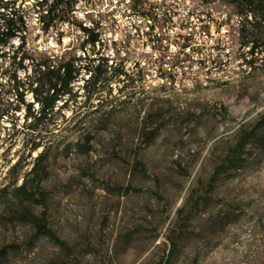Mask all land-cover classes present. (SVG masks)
I'll return each instance as SVG.
<instances>
[{"label":"rangeland","instance_id":"1","mask_svg":"<svg viewBox=\"0 0 264 264\" xmlns=\"http://www.w3.org/2000/svg\"><path fill=\"white\" fill-rule=\"evenodd\" d=\"M30 20L36 52L74 48L89 67L76 114L59 127L16 134L24 107L0 121V264H264V70L242 61L235 10L223 0H75L50 33ZM156 35L168 39L165 57ZM184 43L191 60L174 67ZM1 98L10 112L16 97ZM31 136L43 146L11 171ZM44 150L46 172L33 171Z\"/></svg>","mask_w":264,"mask_h":264},{"label":"trees","instance_id":"2","mask_svg":"<svg viewBox=\"0 0 264 264\" xmlns=\"http://www.w3.org/2000/svg\"><path fill=\"white\" fill-rule=\"evenodd\" d=\"M204 4H211L213 0H201ZM233 8L240 18L239 29V50L243 52L242 61L244 65L252 71L264 70V0H223ZM75 0H0V86L2 80L9 85L8 92L1 94L6 96L12 94L16 97V104L11 111L4 112L0 108V121L4 118H15L24 107V124L22 128L12 121V131L19 133L36 132L43 122L52 123L54 127H59L57 118L65 119L64 113L71 111V115L76 114L71 109V102H77L79 93L75 90L76 83L83 76L81 72L87 73L88 65H81V58L77 57L74 48L67 49L61 55L52 53L36 52L34 47H30L31 37V15H37L38 25L41 26L42 34L50 33L52 25L56 22L59 14L72 12ZM142 6L141 3H134V7ZM158 7V6H157ZM210 17V15H209ZM228 17L223 19L218 29L229 21ZM152 30H155L152 27ZM208 27L200 29L205 33ZM153 48L164 55L168 54L170 45L168 39L158 37L151 38ZM17 42V43H16ZM191 45L183 44L180 47V55L183 56L174 67L185 64L191 59L186 50ZM217 43L215 50L224 51ZM248 49V52H245ZM192 67V66H190ZM83 68L85 70H83ZM25 73L21 76L19 72ZM89 78L84 80L83 91L87 92L94 77L89 72ZM103 75L97 82L102 81ZM34 79V80H33ZM35 83V84H34ZM36 85V86H35ZM31 93L33 103L27 104L25 96ZM88 99L92 95L87 94ZM61 102V103H60ZM36 104V107L34 106ZM78 116V115H76ZM74 116L71 121L76 117ZM69 122L68 120L65 123ZM33 134V133H32ZM34 145L25 157L21 155L15 164L10 168L16 169L21 163L29 160L32 153L37 150L42 143H35V137L31 136ZM17 143V141H15ZM47 155L41 152L33 161V171L42 166V172H46L45 164ZM23 189H18L21 191ZM30 198L33 195H29ZM41 228V226H39ZM54 238V235H50ZM9 254L8 249L0 250V258H5Z\"/></svg>","mask_w":264,"mask_h":264}]
</instances>
